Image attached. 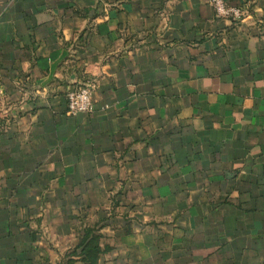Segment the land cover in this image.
<instances>
[{
  "label": "crops",
  "instance_id": "obj_1",
  "mask_svg": "<svg viewBox=\"0 0 264 264\" xmlns=\"http://www.w3.org/2000/svg\"><path fill=\"white\" fill-rule=\"evenodd\" d=\"M210 1L0 0V264H264V0Z\"/></svg>",
  "mask_w": 264,
  "mask_h": 264
},
{
  "label": "built area",
  "instance_id": "obj_2",
  "mask_svg": "<svg viewBox=\"0 0 264 264\" xmlns=\"http://www.w3.org/2000/svg\"><path fill=\"white\" fill-rule=\"evenodd\" d=\"M210 3L219 19L239 21L245 15L244 9L230 6L226 0H211ZM97 88L98 86L95 81L88 80L75 90L70 91L67 95L68 115L76 117L92 114L95 110L94 95Z\"/></svg>",
  "mask_w": 264,
  "mask_h": 264
},
{
  "label": "trees",
  "instance_id": "obj_3",
  "mask_svg": "<svg viewBox=\"0 0 264 264\" xmlns=\"http://www.w3.org/2000/svg\"><path fill=\"white\" fill-rule=\"evenodd\" d=\"M103 251L99 245V239L93 237L90 241L85 243L83 260L85 264H98ZM68 264H76L75 261L71 260Z\"/></svg>",
  "mask_w": 264,
  "mask_h": 264
}]
</instances>
